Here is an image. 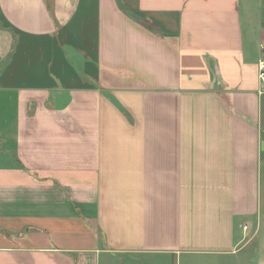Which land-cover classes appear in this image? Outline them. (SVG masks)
Listing matches in <instances>:
<instances>
[{
	"label": "crops",
	"instance_id": "crops-1",
	"mask_svg": "<svg viewBox=\"0 0 264 264\" xmlns=\"http://www.w3.org/2000/svg\"><path fill=\"white\" fill-rule=\"evenodd\" d=\"M242 1L0 0V264L241 258L264 208Z\"/></svg>",
	"mask_w": 264,
	"mask_h": 264
},
{
	"label": "rangeland",
	"instance_id": "rangeland-1",
	"mask_svg": "<svg viewBox=\"0 0 264 264\" xmlns=\"http://www.w3.org/2000/svg\"><path fill=\"white\" fill-rule=\"evenodd\" d=\"M247 5L242 1L243 22L246 26L249 23L260 24L264 22V3L256 6L257 0H245ZM264 1V0H263ZM247 245L241 254V258L236 260H224L220 257L197 256L193 261H180V264H260L264 261V208L263 212L253 222V227L247 230ZM249 254V255H248Z\"/></svg>",
	"mask_w": 264,
	"mask_h": 264
},
{
	"label": "built area",
	"instance_id": "built-area-1",
	"mask_svg": "<svg viewBox=\"0 0 264 264\" xmlns=\"http://www.w3.org/2000/svg\"><path fill=\"white\" fill-rule=\"evenodd\" d=\"M258 77L262 87H264V58L258 64Z\"/></svg>",
	"mask_w": 264,
	"mask_h": 264
}]
</instances>
